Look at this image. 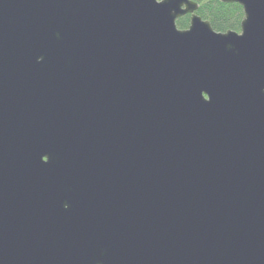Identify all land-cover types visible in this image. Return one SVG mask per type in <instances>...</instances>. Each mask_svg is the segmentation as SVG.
<instances>
[{"label": "water", "instance_id": "1", "mask_svg": "<svg viewBox=\"0 0 264 264\" xmlns=\"http://www.w3.org/2000/svg\"><path fill=\"white\" fill-rule=\"evenodd\" d=\"M220 1L0 0V264H264V0Z\"/></svg>", "mask_w": 264, "mask_h": 264}, {"label": "trees", "instance_id": "2", "mask_svg": "<svg viewBox=\"0 0 264 264\" xmlns=\"http://www.w3.org/2000/svg\"><path fill=\"white\" fill-rule=\"evenodd\" d=\"M197 4L196 14L208 21L216 32L240 31L243 19L242 7L238 4L222 3L220 0H191ZM190 15H184L176 20L178 29H186Z\"/></svg>", "mask_w": 264, "mask_h": 264}]
</instances>
